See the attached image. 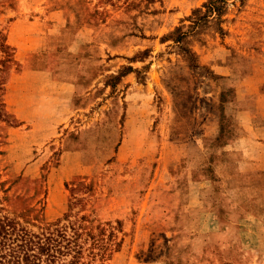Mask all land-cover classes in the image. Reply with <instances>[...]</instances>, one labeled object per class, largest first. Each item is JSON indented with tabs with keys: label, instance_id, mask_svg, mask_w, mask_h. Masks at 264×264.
<instances>
[{
	"label": "rangeland",
	"instance_id": "1",
	"mask_svg": "<svg viewBox=\"0 0 264 264\" xmlns=\"http://www.w3.org/2000/svg\"><path fill=\"white\" fill-rule=\"evenodd\" d=\"M209 1L0 0V212L77 228L64 264H264L229 143L264 138V0Z\"/></svg>",
	"mask_w": 264,
	"mask_h": 264
},
{
	"label": "trees",
	"instance_id": "2",
	"mask_svg": "<svg viewBox=\"0 0 264 264\" xmlns=\"http://www.w3.org/2000/svg\"><path fill=\"white\" fill-rule=\"evenodd\" d=\"M206 6L207 11L218 8L214 0ZM78 233L74 228L72 236L67 237L58 220L46 223L40 231H31L19 220L0 212V264H64L61 258L71 250L73 260H77Z\"/></svg>",
	"mask_w": 264,
	"mask_h": 264
},
{
	"label": "crops",
	"instance_id": "3",
	"mask_svg": "<svg viewBox=\"0 0 264 264\" xmlns=\"http://www.w3.org/2000/svg\"><path fill=\"white\" fill-rule=\"evenodd\" d=\"M259 126L250 127V130L242 127H239L235 139L229 143L236 147L237 144L244 142L248 143L247 148L249 151H243L242 156H237V169L242 172L253 171V170H262L264 171V138L257 137L254 138V134L258 130ZM252 136V137H251ZM237 137V138H236ZM236 144V145H235ZM225 146H228L225 144ZM229 147V146H228ZM240 148V147H239ZM264 205V204H263Z\"/></svg>",
	"mask_w": 264,
	"mask_h": 264
}]
</instances>
